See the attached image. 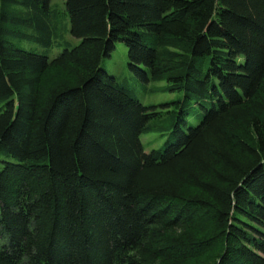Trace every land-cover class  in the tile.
Masks as SVG:
<instances>
[{"label": "trees", "instance_id": "obj_1", "mask_svg": "<svg viewBox=\"0 0 264 264\" xmlns=\"http://www.w3.org/2000/svg\"><path fill=\"white\" fill-rule=\"evenodd\" d=\"M51 1L1 0L0 264H264V0ZM118 41L185 93L150 152Z\"/></svg>", "mask_w": 264, "mask_h": 264}, {"label": "rangeland", "instance_id": "obj_2", "mask_svg": "<svg viewBox=\"0 0 264 264\" xmlns=\"http://www.w3.org/2000/svg\"><path fill=\"white\" fill-rule=\"evenodd\" d=\"M66 0H52L51 7L59 9L60 11H65ZM2 2L0 0V10ZM68 26L69 17H68ZM65 39L71 42V45H77L79 39L71 35L69 32L65 33ZM14 42L25 49L35 50L39 53L47 54L51 59L56 57L62 50V46L58 45L57 42L53 44L45 45L34 39H27L17 37ZM102 67L110 74L117 78L119 82L127 81L129 87L133 90L135 95L139 100L147 106H155V109L161 112V116L154 120V123L163 126L164 128L159 131L155 130L142 135V141L146 152H150L152 149L160 148L166 139V135L162 133H167V128L172 123L173 112H178L179 107L182 103L180 100L184 99L185 93L183 91H169L165 87L168 86V81L163 80H150L149 82H144L139 79L130 69L128 65V47L125 42L118 41L116 43L115 49L111 52L109 57L104 58L102 62ZM190 117L189 122L192 124H197L199 122V112L201 108L191 100L190 102ZM4 160L16 161V158L7 154L6 152H0V169L3 166Z\"/></svg>", "mask_w": 264, "mask_h": 264}]
</instances>
